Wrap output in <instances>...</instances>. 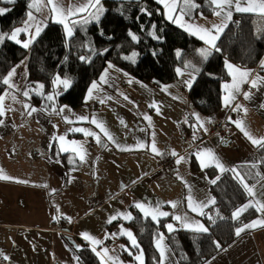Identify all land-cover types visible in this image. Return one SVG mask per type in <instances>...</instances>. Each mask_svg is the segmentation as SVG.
<instances>
[{
  "label": "crops",
  "instance_id": "crops-1",
  "mask_svg": "<svg viewBox=\"0 0 264 264\" xmlns=\"http://www.w3.org/2000/svg\"><path fill=\"white\" fill-rule=\"evenodd\" d=\"M81 2L86 0H63L65 7ZM164 11L167 16L165 8ZM35 15L38 20L45 21L49 14L45 11L43 15L38 13ZM49 21L53 20L47 19L45 23ZM190 22L185 17L182 20L183 24H191ZM195 22H198L195 23L196 26L210 27L221 21L213 14L198 17ZM23 26L24 24L20 27ZM27 38L26 34L19 36L22 41ZM21 61L25 62L26 67L22 65L17 68L14 82L21 86H29L27 78L25 79L23 75L27 73L28 56ZM21 61L17 65H20ZM228 62L241 69L250 70L252 75L249 80L256 76L261 78L257 82V87H252L250 83L242 84L241 94L232 101L233 104L239 103L246 108V113L243 110L233 111L231 107H224V84L232 82L230 76L223 84L220 111L213 115H205L198 111L191 102L189 88L182 83V80L188 78V71L185 69L182 70L185 71L183 77L179 76L176 81L166 85L167 92L138 79L129 84L123 80L125 75L122 71L109 70L111 79L109 84L101 85V91L111 94L118 91L117 94L124 95L130 92L135 95L138 107L135 105L136 113L133 115L119 112L113 117L105 115L103 112L105 104L99 103L98 98H93L85 100V103L78 108L66 105L71 110H66L69 113L66 116L70 119L71 113V119L65 120L61 113V116L57 117V113L50 109L41 111L43 108L34 106L31 99L25 100L20 93L12 91V94L17 95L18 101L20 99L21 102H27L37 108L38 111L33 113L34 120L38 121L36 127H48L49 130L44 132L42 128L35 131L30 129L25 123L26 118L20 124L19 120H22V117L19 119L9 109L5 110L6 116L2 117L5 123L0 126V175H7L11 179H0V253L9 257V260H4L0 256V264H79L75 259L77 257L75 248L70 240H76L78 245L86 243L91 248L95 247L97 251L108 248L109 255L116 260L107 261V264H139L134 257L130 258L128 254H124V252L128 253L125 249L139 254L137 249L131 247L126 235L105 239L106 234L121 231L133 233L129 221L118 218L115 220L118 223L111 226L115 221L107 223V220L117 212H131L134 216V209H137L133 204L137 201L148 204L160 202L163 211L176 214L186 212L191 220L199 221L207 227L202 216L188 210L186 196L190 188L196 200L214 197L210 190L211 178L208 169L215 167L202 168L194 153L199 149H211L227 168H236L241 174H248L246 167L251 164H260L257 146H254L233 123H231L234 129L232 137L208 135L212 120L223 118L230 122L229 117L232 120L240 119L254 138L264 137V107H262L264 76L260 73V64L246 67ZM9 91L11 90L6 88L4 92ZM244 92L250 94L249 99H244ZM104 94L99 92L98 96L104 97ZM120 94L116 97L123 98ZM150 102L157 105L159 114L156 109L148 107ZM55 106L59 109L65 105H58L55 99ZM80 110L83 111L81 115L74 113ZM193 113L199 116L207 132L193 127L197 124ZM143 114L151 118V125L143 119ZM81 116L88 117L89 120L95 116L103 121L120 145L136 146L137 142L141 141L150 146L154 132L156 146L165 155H155L150 151V147L144 149L130 147L123 151L111 143H108L107 147H101L93 137L61 130L60 124L71 123L76 126L85 124L91 128L88 130L99 132L95 125L79 121L77 118ZM186 117L187 123H185ZM121 120L124 124L120 123ZM209 120L211 122L207 123ZM194 132L197 136L195 141H193ZM185 133L187 135H184ZM60 135L68 138V141L63 143L69 147L76 139L85 140L84 145L81 144L88 153L86 163H81L77 157L78 165L75 163L76 165L67 166L62 158L52 156L53 147L60 150L61 142L58 139ZM102 139L106 141L103 136ZM173 150L184 155L186 160L179 165L174 162L169 169L163 165L170 158L176 160V157L170 154ZM67 153L72 155L71 152ZM177 173L182 179L178 178ZM246 178L248 179V176ZM256 183L257 181L253 184ZM257 191L259 193L264 189H260L258 184ZM259 198L258 195L257 199ZM169 201L177 202L178 208L172 209L167 203ZM252 203L255 204V201L252 200ZM208 208L204 211L206 212ZM68 217H71V223ZM260 218H264V213L259 212L253 220ZM169 223H172L176 229H182L175 220ZM84 232L100 239L102 244L92 245L85 241L81 236ZM163 235V244L171 250L165 264H179L166 235ZM213 257L208 260L211 264H264V227L246 230ZM100 260L104 264L101 257Z\"/></svg>",
  "mask_w": 264,
  "mask_h": 264
},
{
  "label": "trees",
  "instance_id": "trees-1",
  "mask_svg": "<svg viewBox=\"0 0 264 264\" xmlns=\"http://www.w3.org/2000/svg\"><path fill=\"white\" fill-rule=\"evenodd\" d=\"M30 2L31 0H16L14 4L0 2V7L11 9L0 16V31L10 33L15 27L22 26L27 18L29 11L27 5ZM193 3L199 7L194 10L191 20L201 17V13L204 17L213 15L209 0H193ZM102 4L107 11L101 25L90 23L83 28L77 27L71 40L66 39L61 24L49 21L28 49L10 40L0 44V77L6 76L12 67L28 56L27 84L30 86L35 83V85L43 84L44 88L41 91L52 94L54 92L52 80L55 75L59 74L62 78L67 76L73 80V86L56 98L57 104L78 108L85 103L87 89L91 82L99 80L109 61L134 78L147 82L158 90L176 81L179 76L175 70L184 69V63L191 62L200 69V72L195 74L196 79L189 89L191 102L201 113L213 115L222 107L223 84L229 77L225 61L255 67L264 57V18L257 14L234 13L232 20L228 22L217 41V47L221 51H213L208 60L203 61L198 50L207 46L198 36L190 34L180 25L169 20L163 5L157 0H102ZM141 9H147L151 15L144 14ZM185 18L189 19L187 16ZM152 24L157 26L156 31L161 37L160 40L153 39L149 35ZM100 28H103L104 36L100 35ZM129 30L138 36V43L131 41L128 36ZM109 36L111 39H108ZM88 44L97 50L108 48L109 52L103 56H92L90 63L82 62L79 59L81 55H90L86 47ZM133 51L138 53L135 64L123 59L125 55H131ZM177 51H180V57H177ZM153 52L156 53L155 56ZM260 73L264 76V69L260 68ZM6 88L7 86L0 83V94H3ZM34 89L35 87L30 98L32 104L44 109L46 101L35 94ZM256 150L261 161L264 157V149L256 147ZM52 156L62 158L67 166L79 164L78 160L76 164H70L68 162L70 153H62L56 147L52 148ZM246 168L248 172V179H246L249 184L257 181L253 178L256 172L264 175L262 163L256 168L251 166ZM208 174L211 179L220 175L215 185L210 184L216 204L206 210L216 223L213 224L202 216L209 228L208 233L197 234L185 229H177L170 233L164 225L173 220L171 215L161 218L157 224L150 218H144L138 210L134 209V219L128 224L143 250L144 264H157L159 260L155 247L157 233L166 235L179 264H204L235 241L236 227L249 223L258 215L259 212L252 207L244 212L239 220H232V212L248 203L251 197L232 172L220 174L215 168H209ZM220 216L224 219H220ZM116 223L118 221L111 226ZM70 239L69 237L68 240ZM70 241L75 248L76 256L79 257V264H103L89 245L82 243L77 250L76 246L79 243L76 240ZM214 241L220 243L221 249L215 247ZM124 254L128 253L124 252ZM129 257L134 256L129 255Z\"/></svg>",
  "mask_w": 264,
  "mask_h": 264
},
{
  "label": "snow or ice",
  "instance_id": "snow-or-ice-1",
  "mask_svg": "<svg viewBox=\"0 0 264 264\" xmlns=\"http://www.w3.org/2000/svg\"><path fill=\"white\" fill-rule=\"evenodd\" d=\"M0 2L14 4L16 0H0ZM158 3L162 4L164 8L167 10V18L171 20L173 23L180 24L181 27H185L182 23V20L185 16H187L190 20L193 18L194 10L199 7V5L193 3V0H157ZM210 5L213 9V14L220 18L219 24H212L210 27H202V26H195V30H193V25L188 24L185 27L186 31H189L190 34L199 37L200 40L204 41L207 45L206 48H201L198 50L199 56L202 58L203 61H207L208 58L212 55L213 51L220 52L221 49L217 47V41L220 38V34L224 31L227 27L228 21L232 20L233 14L235 13H249V14H257L261 18H264V0H209ZM29 11L27 12V19L24 21L23 27H15L10 33L0 31V44H3L6 40L14 41L17 45H21L24 49H28L30 45L36 40L37 37L40 36L43 28L46 26L45 21L47 19H52L55 23L61 24L65 31V36L67 40H71L74 36L75 29L77 27L83 28L85 25L94 23L97 26L101 25V21L105 12L107 11L102 4V0H86V2H81L80 4L76 5H69L65 7L63 0H31L30 3L27 5ZM11 11L9 8L0 7V16L5 15L7 12ZM47 11L49 14L45 21L38 20L36 17V13L43 15L44 12ZM141 11L146 15H151L147 9H141ZM123 15V13H121ZM203 17V14H200ZM138 19V18H137ZM152 31L149 32V35L153 39L160 40L161 37L157 35L155 24L151 25ZM143 30V26H142ZM21 34H26L27 39L22 41L18 37ZM100 35L104 36L103 28H100ZM128 36L130 37L131 41L139 42V38L136 34H133L131 30L128 31ZM111 39V36L108 37ZM85 47V45H82ZM87 51L90 55H81L79 59L82 62L90 63L92 60V56L100 55L103 56L109 52L108 48H104L103 50L95 49L91 44L86 45ZM154 56L156 55L155 52L152 53ZM138 53L133 51L131 55H125L123 59L131 61L133 64L136 63ZM177 57L181 56L180 51L176 52ZM26 67L24 61H21L20 65H16L12 67L6 74V76L0 77V83L7 86V88L11 91L0 94V117H5V107H4V99L5 96H9L11 100L16 103L19 102L17 100V95L12 94V91L20 93L25 100H29L31 98V94L33 92L32 86H21L14 82V77L17 75V68L21 66ZM226 68L228 70V75L232 78V82L224 84L225 95L223 97V104L224 107H231L233 111H241L243 110L245 113L247 112L246 108L239 103L233 104L232 101L236 100L237 95L241 94V85L245 83H250L252 87H257V82L261 80L259 76L256 78L249 80V77L252 75L250 70L241 69L232 65L231 63L225 61ZM260 67L264 69V60L260 61ZM185 70H191L188 72V78L182 80V83L185 87L191 89L193 82L196 79V73L200 72L199 67L191 62H186L183 65ZM114 71H121L120 69L116 68L110 61L107 62V67L104 69V72L99 77V81H92L90 86L87 89V95L85 100H91L93 98H98L99 103L104 104L106 100H112L113 97L106 96V97H99L98 94L101 91L102 84H109L111 79L109 70ZM176 73L178 76L183 77L185 75V71H182L181 68H177ZM24 78H27V73L25 72ZM125 76H128V73H124ZM129 84H132L134 81L129 79L127 81ZM52 84L54 86V92L52 94H45L41 91L44 88L43 84H38L35 86V94L40 95L42 99L46 101V105L44 109L41 111L51 110L56 112L57 114L64 113L66 110L71 111L68 106H61L59 109L55 106V99L61 94L59 89L62 88L63 92H67L73 86V80L67 76L61 77L59 74H56L54 79L52 80ZM146 87V86H145ZM163 91H168V86H164L162 88ZM120 95L123 96L125 101L133 103L130 101L127 95L121 93ZM244 99H249L250 94L248 92L243 93ZM175 99V97H174ZM138 107V105H136ZM149 108L156 109L157 113L159 114V108L154 102H150L148 104ZM264 107V106H262ZM22 108L27 116L31 117L33 113L37 112V108L30 106L27 102H22ZM9 110H12L9 108ZM196 117L197 124L193 125L194 128L203 129V131L207 132V128L204 127V123L200 122V118L198 115L193 113ZM67 120V117H65ZM79 121H86L95 125L99 132L91 131L82 127H77L71 129L70 131L83 133L85 137H93L95 142L100 145L101 147H107L108 143L116 145L118 149L121 151L128 150L130 147L132 148H139L144 149L150 147V151L157 156H163L165 153L161 152L155 143V133H152V143L149 146L146 142L138 141L136 146H125L120 145L115 137L109 132V130L105 127L103 121L98 120L95 116H93L90 120L88 117H78ZM143 119L149 122L151 125V118L147 114H143ZM229 121L233 123L240 131L244 134L245 137L254 145L260 149H264V137L262 138H254V136L246 129L243 124V121L240 119L232 120L229 117ZM70 122V121H69ZM188 122V118H185V123ZM211 121H207L210 123ZM5 123L4 119H0V126ZM121 124H124V121H120ZM141 131H145V129H141ZM105 139H102V136ZM60 144V152L67 153L71 152L72 155L68 157V162L70 164L76 163V158L78 157L81 163L87 162V151L84 149L82 144H78L76 141L71 142V147L65 146V135H60L58 137ZM197 139L196 133H193V141ZM173 157H176L175 163L177 165L181 164L186 160L184 155L178 154L176 151H171L170 153ZM197 159L200 162L202 168H208L214 166L215 168L219 169L220 174L224 172H232L233 176L238 180L239 184L243 187V189L247 192L248 196L255 201V204L252 203L250 200L248 203L244 204L243 206L237 208L232 212L231 219L232 220H239L240 216L246 212L249 208L255 207L257 212L264 213V191L258 193L257 185L259 184L260 189H264V175L259 172L254 174L253 178L257 179L256 184L249 185L247 182L246 177L248 174H241L236 168H227L219 159V157L211 150V149H199L196 153ZM59 163V161H57ZM260 163L264 164V157L261 158ZM258 165L253 163L251 164L252 168H256ZM75 170V169H73ZM178 178L179 174L177 173ZM0 179L9 180L11 177L7 175H0ZM220 179V175H217L215 178L210 180V183L215 185L217 181ZM24 182V181H18ZM135 183V181L133 182ZM54 191V190H53ZM260 196L257 199V196ZM187 201V208L189 211L193 213H197L200 216H205L211 223H216V220L211 216L208 215L204 209L210 206H214L216 204V200L214 197H207L205 200H196L193 195L192 191L188 189V195L186 196ZM168 205L172 209H177L178 204L175 201L167 202ZM133 207H135L139 212L142 214L144 218H150L152 221L156 222L157 224L160 222L161 218L172 216V219L178 222L180 228L192 231L197 234H205L209 232V228L206 227L204 224L200 223L199 221L191 220L188 214H176L175 212L169 213L167 211L162 210V205L160 202H155L154 204H148L147 202L137 201L134 202ZM59 210V209H57ZM217 216H219V212H217ZM118 218H123L126 221H131L134 219L131 212H117L115 215H111L107 223H111L112 221L117 220ZM220 219H224V217L220 216ZM69 223H71V217H68ZM168 232L176 231L177 229L174 227L172 223H167L164 225ZM257 227H264V218L256 219L251 221L250 223L243 224L242 226L235 228V235L239 237L241 233L245 232L246 230L255 229ZM118 235H126L127 238L131 242V247L137 249L139 254H134L131 250L125 249L128 251L130 256H134V259L139 262V264H144L143 259V250L140 248L137 240L135 239L133 233L131 231H121L120 233H112L106 234L105 239L115 238ZM82 238L90 242L92 245H101L102 241L100 239L94 238L87 232L81 233ZM164 235L163 233H157V239L155 242V247L159 252V260L157 264H165L168 259V254L170 253V249L163 244ZM217 249H221V245L219 242H213ZM124 247V246H121ZM77 250L80 249V246H76ZM92 251L96 253L98 257H101L104 264H107V261L115 262L116 258L109 255V249L103 248L101 251H97L95 247L92 248ZM0 256L3 257L4 260H9L7 255L0 253ZM77 262L79 261V257H75ZM213 259H215L213 257ZM205 264H211V261H205Z\"/></svg>",
  "mask_w": 264,
  "mask_h": 264
},
{
  "label": "rangeland",
  "instance_id": "rangeland-1",
  "mask_svg": "<svg viewBox=\"0 0 264 264\" xmlns=\"http://www.w3.org/2000/svg\"><path fill=\"white\" fill-rule=\"evenodd\" d=\"M39 17L45 18V16H43V17L42 16H39ZM188 20L191 21L190 23L193 25V29L195 30V26H196L195 23H198V22H195V19H193V20L188 19ZM184 25H185V27H187L188 24L185 23ZM115 67L118 68L117 66H115ZM181 70H183V69H181ZM121 71H122V73H127V72H125L123 70H121ZM127 77H129L130 79H132L134 81H138L136 78L132 77L130 74H128V76L123 77V80L124 81L125 80L128 81ZM38 83H40V82H38ZM35 84L32 86L33 88L36 86ZM61 89H59V91L62 93L63 90H61ZM100 92H101V94L105 93L104 94V97H106V96L113 97L112 100H106L105 103H104L105 104V110L103 109V112L105 113V115H108V116H112L113 117V116H116L118 114V112L119 113H125L127 115H133L134 113H136L135 105H136L137 100H136L135 95L130 94V92L127 94V96L129 97L130 101H133L134 102V104L133 103H130L128 101H125L123 98H117L116 96L120 94V93L117 94L118 91H116L113 94L108 93L107 91H100ZM4 93H6V92H4ZM4 107H5V110H8L9 108L12 109L11 112L15 116H17L19 119L22 117V120H19L20 121V124H22L23 121H24V119L26 118V122L25 123H27L29 125V128L30 129H32V130L35 131V130H39V129L42 128V130H44V132H46L47 130H49L48 127L47 128L46 127H36V125L38 124V121L34 120V117H33L34 114L31 117H29V116L27 117L26 113L24 112V109L22 108V102L20 101V99H19V102L14 103L11 100L10 95L9 96H5V99H4ZM74 113H76V114L78 113V115H81L83 113V111L80 110L79 112H74ZM67 114H69V113H67V111H65L64 113H61V115H63L64 117H67L66 116ZM61 115L60 114H56L57 117L58 116H61ZM69 117L71 119V113H70ZM70 119L67 117V120H70ZM127 124H130V123L127 122ZM60 126H61V130H63V132L68 131V133L72 132V131H70L71 129H74V128H77V127H82V128H85V129H91V128H88L89 126H86L85 124H80V125L76 126L75 124L69 123V124H63V125L60 124ZM52 128H54V127H52ZM76 140H74V141L78 142V144L83 143V145H84V141L85 140H83V141H80V139H76ZM67 141H68V138L65 136V142H67Z\"/></svg>",
  "mask_w": 264,
  "mask_h": 264
},
{
  "label": "built area",
  "instance_id": "built-area-1",
  "mask_svg": "<svg viewBox=\"0 0 264 264\" xmlns=\"http://www.w3.org/2000/svg\"><path fill=\"white\" fill-rule=\"evenodd\" d=\"M234 129L231 122H228L223 118H214L210 124L208 135H221L226 137H232ZM184 135H187L186 133ZM174 159H169L164 163V167L171 168L174 165Z\"/></svg>",
  "mask_w": 264,
  "mask_h": 264
}]
</instances>
